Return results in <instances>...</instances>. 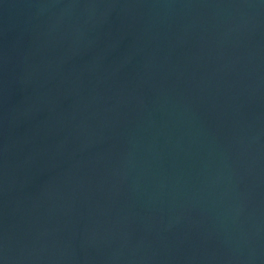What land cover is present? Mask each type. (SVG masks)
<instances>
[{"label":"water","instance_id":"obj_1","mask_svg":"<svg viewBox=\"0 0 264 264\" xmlns=\"http://www.w3.org/2000/svg\"><path fill=\"white\" fill-rule=\"evenodd\" d=\"M0 264H264V0H0Z\"/></svg>","mask_w":264,"mask_h":264}]
</instances>
